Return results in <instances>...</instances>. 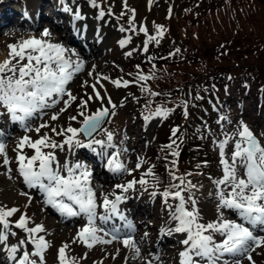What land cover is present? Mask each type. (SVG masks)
<instances>
[{"label": "snow or ice", "instance_id": "obj_1", "mask_svg": "<svg viewBox=\"0 0 264 264\" xmlns=\"http://www.w3.org/2000/svg\"><path fill=\"white\" fill-rule=\"evenodd\" d=\"M88 3L93 8H99L98 18L106 15L98 0H88ZM123 3L124 7L128 8L127 0H123ZM64 11L72 13L74 21L85 19L79 8L73 12L72 8L65 5ZM129 11L132 13L128 18L130 28L125 29L121 26L122 32L135 31V9ZM155 30L153 35L149 34L147 27L139 28V32L146 36L144 52L148 51L149 43L154 41L159 44L163 38L164 26L157 24ZM52 37V32L44 28L39 36L30 35L7 44V56L0 61V110H2L0 116L7 114L10 122L18 123L24 131V135L16 140L13 151L16 154L14 157L16 171L26 187L37 192L45 208L54 210L63 221L77 217L85 221L78 228L72 243H80L87 249H92L97 245L117 242L132 253L131 259L140 258L141 248L134 237L136 226L121 207L132 198L130 193H135L139 185L142 192H148L151 188L150 197L154 199L159 195L169 210L168 223L160 228L161 236H172L173 233L186 234L180 241L185 246L179 253L180 264H242L245 258L249 264H255L253 252L264 248V235L257 234L264 233V145L249 126L240 120L235 131L224 133L222 140L215 141L219 148L223 175L213 180L218 200V215L215 220L208 223L200 222L197 201L192 195V190L196 189L197 185L186 178L191 173L177 176L172 170L176 168L177 158L180 156L177 144L179 127L172 129L173 138H170V143L162 146V150L167 149L174 157L171 161L172 167L168 171L171 180L178 183H171L161 191L159 178L155 175L154 168L149 167L141 173L138 180L133 177L126 182L116 183L108 191L103 189V185L94 187V170L82 160L73 162L65 159L61 164L56 154L57 150L64 151L67 148L68 152L72 153L74 149H88L99 158L101 166L114 177L131 175L140 169L146 161L137 157L135 168H129L121 159V155L126 153L127 149L118 147L113 142L114 133L104 128V124L115 116L118 105L107 95L101 81H109L117 89L138 84L142 93L158 96L160 93L153 92L146 84L149 79H155L156 76L154 72L150 75L137 72L130 81L122 77L112 79L106 75H97L94 83L90 84L87 80L82 82L81 86L90 87L92 92L86 94V99L78 98L69 85L77 74L84 70L85 61L75 50L54 42ZM130 40L131 37H126L119 43L123 47ZM179 51L176 49L177 53ZM126 55L131 56L132 52ZM88 75L92 76V72ZM100 89H104V95H101ZM77 101V114L69 116L68 120L77 121L78 117H81L80 126L73 127L71 123L66 127L58 125L56 122L59 121L61 114L67 112ZM93 101H98L100 107L94 112H89V104ZM61 103L63 107L58 112H52L47 120L42 119L47 115L46 110L54 109ZM123 103L122 100L121 104ZM184 107V115L187 117V102H184ZM145 109L143 119L146 123L154 118H167L172 111L165 107L150 110L147 105ZM37 118H40L41 122L33 127ZM220 119L227 120V117L222 116ZM44 129L48 131L42 132ZM31 132H35L37 138L33 139L29 134ZM99 132H103L104 139L95 138ZM81 135L85 139L82 140ZM56 137L62 139L57 141ZM230 142L233 143V151L229 158L225 148ZM25 149H30L32 154L28 155ZM109 149L113 151L109 152ZM0 157L7 173L11 174L12 158L8 155L7 136L3 129H0ZM241 169L243 175L239 174ZM148 177L152 178L151 183ZM20 194L28 198L29 204L33 201V196L29 192ZM170 199L176 203H169ZM101 209L102 211H98ZM224 210H230L237 219L227 218ZM19 211L17 207L0 205V245L6 249L12 264H45V254L50 247V241L41 233L46 234V228L40 223L30 226L32 218L26 212L21 213L18 220L14 222L10 220ZM117 218L122 225L117 226L113 223L108 227L109 222ZM13 227L22 230L26 236L18 243L9 245V236L17 235ZM217 234L221 237L220 240L216 239ZM147 236L148 233L145 232L140 238L141 241ZM28 245H31L32 251L27 250ZM69 247L68 243H64L58 249L59 264H79L80 258L68 255ZM119 253L120 250L117 249L113 259ZM128 259L129 257H125V264ZM157 261L158 254L146 260V264H155Z\"/></svg>", "mask_w": 264, "mask_h": 264}, {"label": "rangeland", "instance_id": "obj_2", "mask_svg": "<svg viewBox=\"0 0 264 264\" xmlns=\"http://www.w3.org/2000/svg\"><path fill=\"white\" fill-rule=\"evenodd\" d=\"M45 1L51 2L54 5L59 4V6H65L73 9V12L79 8L81 14L85 17V20H79L78 23L82 22L87 28L91 29L95 35H97V40L100 42V54L104 53L103 47L106 49L105 58L100 61L93 63L92 58L88 62H85V67L82 72L77 74V77L74 78V81L70 83L69 87L74 95L78 98L83 97L87 98L88 93L92 92L90 87H82V82L87 80L89 83L95 82V77L108 76L112 79L120 78L126 80H133L134 74L137 72H143L144 74L150 75L155 73V79H149L146 84L153 92H161L174 90L179 86H189L192 88L196 84H199L203 78L208 73L211 62L212 65L218 62V59L205 56L203 50L199 51L203 57H200L198 60H190L189 54L193 52L192 48L199 45V40L192 37L191 32L195 28L191 26L189 28L185 22L181 26L179 25V16L177 25L172 26L167 24L173 17V10L175 8H180L182 2H191L192 4H197L199 6L200 0H127L128 8L124 7L123 0H98L100 7H102L106 13L103 18H98L99 8H93L88 0H38L33 2V0H24L22 6L15 4L14 0H3V4L0 5V18L3 19L2 24H0V61L6 58L7 56V44L15 43L21 38H27L28 36H39L44 28H48L53 34V41L62 43L66 41L67 36L61 35L67 33L68 30V20L72 17V13L66 12L67 16L62 18L61 22H54L52 16L50 17V9H43L37 12V4ZM63 1V3H62ZM201 3V2H200ZM60 8V7H59ZM109 8L111 12H109ZM9 9H13V12H10ZM129 9H135V31H120L121 26L125 29H129L130 25L128 24V18L132 15ZM170 10V11H169ZM24 11V12H22ZM26 11V12H25ZM58 14L60 11L56 10ZM30 15H29V14ZM124 13V15H121ZM29 15V16H28ZM33 18V19H32ZM55 19V18H54ZM40 22L39 25L37 22ZM53 21V23H49ZM59 26V30L56 26ZM65 25H62V24ZM163 25L165 32L163 38L160 39V43L156 44L154 41L149 43L148 51L144 52V41L146 36L144 33L139 32L141 26L147 27L149 34H155V25ZM67 27V29H66ZM70 29V28H69ZM68 30V31H67ZM131 37L129 43L123 47L120 45L119 41ZM208 45L211 49V43L208 42ZM254 45H252L253 47ZM176 49L180 51L177 53ZM75 52L79 55L80 58L84 60L85 54L80 46ZM132 52L131 56L126 55V53ZM170 53H174L170 55ZM149 57L152 59L150 60ZM240 56L236 57L238 59ZM148 60L147 62L143 61L140 64V60ZM199 63L195 64L194 63ZM92 63L94 65H92ZM139 65V68L137 66ZM95 66V67H93ZM211 68V67H210ZM92 72V76H89L88 73ZM132 74V75H130ZM106 90L107 95L111 96L112 101L118 105L115 109V116L111 117L110 122L104 124V128L114 133L113 142L122 148H126V164L129 168H135L137 157L143 158L146 162L142 167L134 171L131 175H122L120 180H114V182H107V175L104 178L98 177L97 183L103 185V189L108 191L116 183L126 182L127 180L133 179L135 177L139 179L142 172L146 171L149 167L154 168L155 175L159 177L160 169L163 170L165 174L169 175V171H165L163 168V161L153 159L152 154L147 156L144 152L145 143L148 139V134H150V128L153 126V129L160 125L158 135L159 144L164 160L167 162V169L171 168V161L174 159L170 152L167 149L162 150V146L170 143L167 140H164L166 132L170 127H174L177 123H180L183 118L181 115H184V112H181V115H177L173 120L167 118H154L149 122H145L143 115L139 116L145 111V105L148 106L149 102L159 101L158 96H151L147 93H142L140 86L138 84H130L127 88L114 87L109 81H101ZM101 95H104V89H100ZM231 91V90H230ZM183 96H189L188 91H183ZM168 98H172L167 96ZM124 101L121 104V101ZM230 102L228 104L229 108L221 111L223 116L227 117V120H221L222 117L218 113L214 112V120L212 126L210 127L211 131L209 132L210 136H207V142L205 145V155L202 159H192L190 161L186 160L185 152L181 151L182 148L179 146L180 156L177 158V165L175 169H172L176 172L177 176L184 175L186 173H191L187 176L188 180H191L193 184L197 185V188L192 190V195L197 201L196 207L199 210L200 222L208 223L209 221L215 220L217 218V197L216 187L213 184L214 179L220 178L222 173V167L220 165V153L217 143L215 141L222 140L224 138V133H232L236 130L238 122L243 120L246 123L251 131L256 135L260 140L261 144L264 145V114L261 112V108L258 106H252L248 104V101L245 99H237L236 97H230ZM167 101V100H164ZM74 102L70 109L61 114L59 121L56 123L58 125L67 126L71 123L73 127H79V120L81 117H78L77 121H69L68 117L71 115L77 114V107ZM105 103H107L105 101ZM142 103L141 113L137 111H131L133 106ZM63 107V104L57 105L54 109L46 110L47 115L42 119L47 120L52 112H58L59 109ZM100 104L98 101L90 102L88 111L94 112ZM164 107V106H159ZM157 108V107H154ZM153 108V109H154ZM155 110V109H154ZM2 111V110H0ZM6 119L8 122L9 117L7 114L0 116V129L4 130V133L8 135L7 146H8V155L12 158V163L10 167L12 169L11 174H8L6 168L2 165V157H0V205L6 207H17L20 209L19 212L13 215L10 218L13 222L18 220L21 213H27L29 217L32 218V223L30 226H34L35 223L43 224L46 228V239L50 241V247L45 254V264H59L58 262V245L61 243L69 244L68 255L80 258L79 264H96V262L102 261L103 264H125V257L128 254L132 253L123 247L122 244L114 242L110 245H97L92 249H87L80 243H72L73 237L76 235L78 228L76 227V219L71 218L69 221H63L62 218L54 210L50 208H45L41 203V198L34 196L33 201L29 204L28 198L21 195L23 191L22 178L19 177L16 171V163L14 160L15 152L13 148L15 147L17 137L16 135H24V131L20 128L19 124L6 123L3 125V121ZM231 121V123H229ZM41 122L40 118L35 119L33 127L38 125ZM184 128H187L184 126ZM48 131L47 129L42 130ZM154 134L156 130H153ZM33 139L37 138L35 132L29 133ZM42 134V133H41ZM82 140L85 139L82 135L80 137ZM96 139H104L103 132H99L95 135ZM57 141H60L62 137H56ZM120 139L122 142H118ZM113 150V149H109ZM108 150V151H109ZM196 150H201L199 147H196ZM28 155L32 154L30 149H25ZM233 151V143L230 142L225 148L226 155L230 158ZM160 152V151H159ZM87 149H74L72 153L68 152L67 148L64 151L57 150L56 154L61 164L65 159L71 161L82 160L90 167L95 166L97 163L95 154ZM94 154V155H93ZM85 156V157H83ZM199 157V155L195 156ZM192 157V158H195ZM207 162L206 164L204 162ZM197 165H200L198 168ZM139 177L137 175L138 171ZM136 172V173H135ZM240 175H243V170L239 171ZM11 176V178H10ZM171 179V177H170ZM171 183H178V181L170 180L169 183L165 184L167 187ZM152 189L149 188L148 192H142L137 186V191L135 193H130L133 198V203L136 204L139 201H143L144 207L151 212L138 213L135 215L136 218H140L141 221L147 223H153L152 228V243H156L154 248L167 247L166 242H161L157 237V224L165 225L168 223L169 210L163 204L162 198L157 195L154 199L150 197L149 192ZM32 195V193H30ZM187 195V193H186ZM33 196V195H32ZM24 203L27 207L24 206ZM169 203L175 204L173 200H169ZM122 207V205H121ZM135 206L132 207V209ZM225 216L229 219H237L235 215L231 213L230 210H224ZM80 220H83L80 218ZM68 223V224H66ZM146 225H143L145 227ZM174 226V222H173ZM17 235L16 239L19 241L21 238L26 236V234L19 229H14ZM258 235H264V233L257 232ZM184 233H173L174 242L171 239H168L167 243L173 245V249L169 252V255H176L174 260L170 264H180L179 253L184 250V245L180 243L182 239L185 238ZM60 237V241L59 238ZM165 239V236H161ZM216 239L220 240L221 237L217 234ZM139 247L141 248V256L135 260H128L127 264H146V260H149L148 256L143 254V250L146 246V241L138 237L136 238ZM59 241V243H58ZM8 243L15 244L11 241V236H9ZM18 243V242H17ZM2 247V249H1ZM150 245L149 248H151ZM119 249L120 253L118 256L113 259V256L116 253V250ZM28 251H32L31 246H27ZM85 253L87 255L85 256ZM5 249L0 245V258L4 259L2 264H8L5 262ZM253 259L255 264H264V248L257 249L253 252ZM131 257V256H130ZM151 258V257H150ZM152 259V258H151ZM1 263V262H0ZM242 264H249L248 260L245 258L242 261Z\"/></svg>", "mask_w": 264, "mask_h": 264}, {"label": "trees", "instance_id": "obj_3", "mask_svg": "<svg viewBox=\"0 0 264 264\" xmlns=\"http://www.w3.org/2000/svg\"><path fill=\"white\" fill-rule=\"evenodd\" d=\"M179 5L167 24L177 25L179 16L180 26L186 22L189 28L195 27L191 36L199 40V45L193 46L190 60L203 57L199 53L203 50L205 56L218 59V62L209 63L211 68L208 67V73L199 84L192 88L179 86L176 91H161L159 101L149 102L148 106L153 109L164 105L172 109L167 117L173 120L185 112L184 102H187V117L181 115L183 120L168 129L164 140L170 142L172 129L179 127L177 144L184 150L186 160L190 161L202 159L205 155L206 135L202 123L203 120L209 123L214 109L220 107L218 99L225 84L237 81L240 94L248 96L252 106L262 107L264 111V0H200L199 6L196 3L191 6L188 1ZM143 61L148 60L142 59L140 64ZM183 91H188L189 96H183ZM167 96L172 98L167 99ZM140 105H134L133 109L140 111ZM196 147L201 150L197 151ZM151 154L153 159L162 160L164 170L168 171L158 144L149 146L147 156ZM197 155L199 157H195ZM159 172V187L162 188L171 179L162 169ZM148 179L151 182L152 178Z\"/></svg>", "mask_w": 264, "mask_h": 264}, {"label": "bare ground", "instance_id": "obj_4", "mask_svg": "<svg viewBox=\"0 0 264 264\" xmlns=\"http://www.w3.org/2000/svg\"><path fill=\"white\" fill-rule=\"evenodd\" d=\"M85 20V19H84ZM83 26L85 27V25L83 24ZM81 29H82V27H81ZM86 29H88V28H86ZM82 30H84V29H82ZM85 32H89L90 30L88 29V30H84ZM98 39V38H97ZM66 48H67V46H66ZM88 150V149H87ZM94 170V169H93ZM94 172H98V171H95L94 170ZM15 229V228H14ZM11 236V241L12 242H14L15 244L18 242V240L16 239V237L15 236H12V235H10ZM163 239V238H162ZM164 240V239H163ZM163 242V241H162ZM9 245H11V243H8ZM2 246V245H1ZM1 249H2V247H1ZM5 252H6V249H5ZM0 264H2L3 262H4V259H1L0 258ZM5 262L6 263H8V262H10V260H9V258H8V256L5 254ZM12 264V263H11Z\"/></svg>", "mask_w": 264, "mask_h": 264}]
</instances>
